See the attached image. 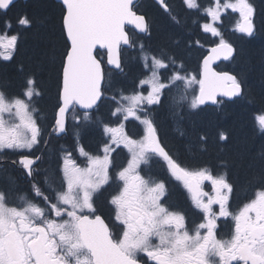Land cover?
Segmentation results:
<instances>
[{
  "label": "snow or ice",
  "instance_id": "snow-or-ice-1",
  "mask_svg": "<svg viewBox=\"0 0 264 264\" xmlns=\"http://www.w3.org/2000/svg\"><path fill=\"white\" fill-rule=\"evenodd\" d=\"M154 2L169 14L172 23L180 24L167 0ZM183 3L212 21L199 25L193 20V24L220 38L211 55L203 59L199 78L187 72L178 52L164 46L153 51L129 35V25L151 35L146 14L139 12L135 0H62L66 49L61 61L57 114L49 135L66 131L70 109H83L74 137L84 167L65 151L57 174L49 177L46 173L38 179L41 156L35 153L48 141L44 140L39 109L35 107L37 98L42 97L36 75H25L19 94L9 95L0 85V154H16L19 159L12 163L19 164L29 179V189L15 206H9V191L0 187V264H264V168L260 173L261 190L238 211H232L230 200L235 189L227 173L214 175L208 168L182 167L162 145L153 117L155 108L162 107L165 99L171 100L173 117L182 120V109L194 114L209 103L224 104L219 97L243 95L242 81L236 75L217 72L211 65L221 58L228 60L235 51L221 31L224 14L229 9L239 13L236 30L251 36L255 8L250 0H214L212 6L203 9L197 0ZM14 4L15 0H0V13L6 14ZM17 25L30 28L32 20L25 14L17 19ZM4 27L11 30V21L5 20ZM18 40V32L0 33V59H13ZM172 42L180 45L179 38L174 37ZM198 44L197 40L184 41L188 49ZM126 49L137 53L145 73V78L134 82L127 92L117 86V77L125 74ZM144 86L146 95L137 90ZM105 101L112 105L109 116L118 121L116 127L94 115ZM130 119L143 126L142 138L135 139L126 132L124 122ZM254 122L264 132V109L259 110ZM92 124L108 134L100 149L102 154L93 155L79 143L81 129ZM218 138L229 139L223 131ZM121 146L128 150L130 159L117 169L114 154ZM157 157L167 162L171 175L183 184L192 205L202 213L200 222L193 221L191 228L187 214L167 203L165 182L144 173L142 166L147 167ZM205 181L211 183V195L204 191ZM113 183L117 190L110 194L111 209L105 217L98 197ZM214 205H218V211ZM221 218L223 223H231L226 239L219 237Z\"/></svg>",
  "mask_w": 264,
  "mask_h": 264
},
{
  "label": "trees",
  "instance_id": "trees-1",
  "mask_svg": "<svg viewBox=\"0 0 264 264\" xmlns=\"http://www.w3.org/2000/svg\"><path fill=\"white\" fill-rule=\"evenodd\" d=\"M197 2L203 9L212 6L214 0ZM167 3L171 7V13L179 17V25L172 23L169 14L159 9L151 0H142L137 7L140 13L146 14L151 35L137 34L133 29L128 31L153 51L161 46L170 51L178 50L187 71L192 68L189 66L188 56L194 53L197 65L195 70L200 76L201 61L210 47L219 42V37L204 33L202 27L192 23L196 20L202 25L208 21L209 18L202 11L197 13L187 9L183 0H168ZM250 3L255 8L254 32L251 36L236 30L237 13L229 9L224 14L221 31L224 39L234 45L236 52L230 60L217 66L221 71L237 75L243 84V95L233 101L223 100L225 103L219 106H204L203 111H195L194 114H188L185 110L184 118L178 121L180 125L177 131L172 130L170 120H165L167 117L161 114L163 112L156 115L163 145L182 166L193 170L208 168L214 175L227 173L235 189L230 201L232 208L249 202L261 190L260 173L264 168V163L261 162L264 132H260L254 122L259 110L264 109V0H250ZM63 11V5L56 0H19L6 14L0 13V33H19L13 59H0V85L4 86L9 95L19 94L25 83V75L35 73L38 87L42 91V97L37 98L35 107L39 109L38 122L43 131L54 124L56 117L61 61L66 49V37L62 30ZM25 14L32 20L30 28L17 25V19ZM5 20L11 21V30L5 29ZM174 37L180 39L179 46L173 44ZM185 40H197L199 44L188 49L184 47ZM123 59L125 74L117 78V86L126 91L128 81L133 83L141 76L139 69L142 67L137 53L131 49L123 52ZM21 66L23 72L20 71ZM105 108L106 101L94 111V115L104 121L109 120L110 116ZM222 131L228 135L227 141L219 140L218 134ZM202 136L206 137L203 141ZM83 141L91 148L90 144L95 139L85 137ZM50 167L48 163L49 174L52 171ZM169 201L174 206L186 204L181 190L179 193L173 190Z\"/></svg>",
  "mask_w": 264,
  "mask_h": 264
},
{
  "label": "flooded vegetation",
  "instance_id": "flooded-vegetation-1",
  "mask_svg": "<svg viewBox=\"0 0 264 264\" xmlns=\"http://www.w3.org/2000/svg\"><path fill=\"white\" fill-rule=\"evenodd\" d=\"M151 1L152 3H155L154 0H151ZM141 2L142 0H140L138 4H140ZM155 4L159 9L163 10L157 3ZM53 126L54 124H52L51 127L47 128V130L45 129L46 131H44V140L48 141V143L41 144L39 146V150L36 151L35 153V155L41 156V160L38 163V167H39V176L37 177L38 179H42L46 173L49 175V177H52L57 174V169L59 166V158L62 155L59 149L64 148L65 145H66V149H68L69 145L71 144L70 141L73 138L72 130L74 129L72 128V125L70 124V120L66 127V131L62 134L49 135ZM157 130H158V135L163 145L161 132L158 126H157ZM62 144L64 145L61 147ZM67 151L69 152V150ZM173 158L176 161H179L177 158L175 157ZM18 159L19 157L10 151L4 154H0V187H3L6 191H9V195H8L9 206H15L18 203L19 196L23 195L29 189V179L25 175L24 170L19 166V164L14 165L12 163V161H17ZM117 159H115L114 157V163L116 167H117ZM49 160H53L55 163L54 166L50 165L52 167V171H50V174H49V170H47L49 169L48 168ZM142 167H144V173L150 174L154 179L158 181L165 182L166 187L168 188V191H169L167 203L174 210L182 211L187 214L188 225L190 228L192 226V221H195L197 223L200 220V217L197 216V214L195 213V208L193 205L190 204L188 206H185V205H181V206L175 205L174 206L173 205L174 203L169 201L171 192H173V190L178 191V193H179V190H181V192L183 193L185 197V200H187L186 198L187 196H186V193L183 191L184 187L181 185V182L177 181L171 175L170 171L168 170L166 161H164L162 158L157 157L152 160L150 165H148L147 167L145 166H142ZM106 189L107 190L104 191L102 195L98 197V204L100 205L101 211L103 212L105 217L109 215L110 209H111V206L108 204V201L110 199V194H115L117 187L115 188L114 186V188L111 190H109V187H106ZM240 206H238L237 208H239ZM215 208L217 209V207H214L213 209L216 210ZM231 209L233 211L234 208L231 207ZM221 238H224V237H221Z\"/></svg>",
  "mask_w": 264,
  "mask_h": 264
},
{
  "label": "rangeland",
  "instance_id": "rangeland-1",
  "mask_svg": "<svg viewBox=\"0 0 264 264\" xmlns=\"http://www.w3.org/2000/svg\"><path fill=\"white\" fill-rule=\"evenodd\" d=\"M206 22L207 23H212V21H211L210 18ZM238 22H239V13H237V23ZM173 52H178V50L174 49ZM188 58H189V62H190V65L189 66H192V68L189 71H187V72L189 74H191V75H196L199 78V76L197 75V72L195 70V68H197V65H196V57H194V53L193 54H190L188 56ZM129 64H131V66H133V63L132 62H130ZM139 73H141V76L138 79H136L135 82H137L139 79H144L145 78V73H144V70L142 68L139 69ZM121 77L122 76H119L117 78H121ZM131 83L132 82L128 81V83H127L128 89L126 90V92L127 91H130L133 88L134 82L132 84ZM196 87H197V91H198V86H196ZM146 89H147V86H144L143 89L137 87V90L144 91V94L145 95L147 94ZM174 94H175V90L170 95H174ZM170 104H171V100L170 99H165L164 105L162 107L155 108V110L153 112V117H154V120H155L156 125H157L156 115L157 114H160V112H163L161 114L163 116L165 115V117H167L165 119L166 121H167V119L170 120L172 130L173 131L174 130L177 131V129H178L179 125H180V122H178L179 120L177 118H174L173 117L171 111L169 110V105ZM111 108H112V105L108 101H106V108H105V110L107 111V113L110 112V109ZM185 110L186 109H182L180 111H182L184 113ZM80 116H81V114H79L77 111L72 112L71 115H70V124L72 125V128L74 129V130H72L73 138L70 141L71 144L69 145V148L68 149H66V145H65L64 148L59 149V151H60V153L62 155L59 158V166H58V168L62 165V163H63L62 157L64 155V152L67 151V150H69V152L72 153V156L76 160L77 164H79L81 167H84L85 166V160H84V158L81 157L79 155L78 151L76 150V140H75V137H74V132L76 131L77 127L79 126V117ZM169 120H168V122H169ZM104 122L107 123L111 127L118 126V121L114 117L113 118H109V120H106ZM124 123H125V130H126V132H128L133 138H135V139L142 138V136L144 134V129H143V126L140 125L138 121H134V120H131L130 119L129 121L124 122ZM81 130L82 131H81V137H80L79 143H81L85 147V149L89 153H91L93 155L102 154L100 152V149L103 146L104 142L108 139V134L104 133L103 130H102V128L97 127V126H95L93 124L92 125H89L86 128H82ZM169 135H171V134L169 133ZM85 137H87V139L92 138V137H93V139H95L94 143L91 142V144H90V145H92L91 148H90V146H87L86 143L83 141ZM64 144H66V143H64ZM64 144H62L61 147ZM114 157H115V159L118 158L117 159V169H119L122 166H126L127 160L130 159V154H129V152H128V150L126 148H123V146H121V148L117 149V152L114 154ZM176 162L179 163L182 166V164H181L180 161H176ZM48 163L51 166H54V164H55L53 160H49ZM185 168H187V167H185ZM187 169L193 170L191 168H187ZM181 185L183 186L182 183H181ZM114 186H115V188L117 187L116 184L111 185V187H109V186H106V187H109V190H111V189L114 188ZM183 191L186 193V196H187L186 197L187 200H186L185 206H188L190 204L192 205L191 198H190V194L187 192V189L183 188ZM204 191L208 192L210 195L212 194V186H211V183L209 181H205L204 182ZM167 201H168V199H167ZM242 206H243V204L240 207H242ZM214 207H217V209L216 208L215 209H216V211H218V205H214L213 208ZM182 208H183V206H182ZM239 208H234L233 211H238ZM181 210H183V209H181ZM230 210H232L231 207H230ZM195 213L199 217H201V215H202V213L198 209H195ZM199 222H200V220L197 223H199ZM219 223H221V228L219 230V237H224L225 239L226 238H229V233H230V229H231V223L230 222L229 223H223V218H221V221H219Z\"/></svg>",
  "mask_w": 264,
  "mask_h": 264
},
{
  "label": "water",
  "instance_id": "water-1",
  "mask_svg": "<svg viewBox=\"0 0 264 264\" xmlns=\"http://www.w3.org/2000/svg\"><path fill=\"white\" fill-rule=\"evenodd\" d=\"M18 1H19V0H15V3L18 2ZM56 1H58V2H60V3L62 4V0H56ZM135 2H136V4H137V3L139 2V0H135ZM147 20H148V19H147ZM130 28L133 29V27H132L131 25H129V26L126 27V30H128V29H130ZM135 31H136L137 33H139L138 30H135ZM139 34H141V33H139ZM129 35H130V33H129ZM217 44H218V43H217ZM217 44H214L213 46L210 47L209 51H208L207 54L203 57V59H204L205 57L211 55V48H212V47H215ZM231 44H232V43H231ZM232 45H233V44H232ZM233 47H234V45H233ZM234 50H235V47H234ZM100 51H103V50H100ZM235 52H236V50L234 51L233 56L235 55ZM233 56H232V57H233ZM232 57H230L228 60H230ZM203 59H202V62H201V72H202V68H203ZM228 60H224L223 58L218 59V60H216V61H214V62L212 63L211 67H212L215 71H217V72H227V73H229V74L236 75V74H234V73H232V72H230V71H225V70L221 71V70H219V69L217 68V66H218L220 63L225 62V61H228ZM236 76H237V75H236ZM243 93H244V89H243ZM240 97H241V96H240ZM236 98H239V97H236ZM236 98L229 99V98H227V97H219V99H221V100H226V101H233V100H235ZM206 106H216V105H212L211 103H209V104L206 105ZM76 108L79 109V110H81V111H84V110L81 109L79 106H77ZM71 111H72V109H70L69 112L66 114V127H67V125H68L69 114L71 113ZM56 114H57V113H56Z\"/></svg>",
  "mask_w": 264,
  "mask_h": 264
},
{
  "label": "bare ground",
  "instance_id": "bare-ground-1",
  "mask_svg": "<svg viewBox=\"0 0 264 264\" xmlns=\"http://www.w3.org/2000/svg\"><path fill=\"white\" fill-rule=\"evenodd\" d=\"M222 173V172H221ZM217 174V173H216ZM219 174V173H218ZM231 181V180H230ZM232 183V182H231ZM233 184V183H232ZM259 190V189H258ZM255 192H256V190H255Z\"/></svg>",
  "mask_w": 264,
  "mask_h": 264
}]
</instances>
